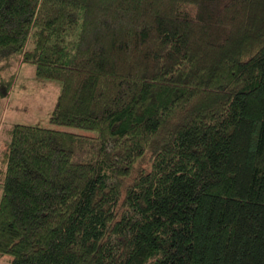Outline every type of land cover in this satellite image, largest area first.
<instances>
[{"label":"trees","instance_id":"trees-1","mask_svg":"<svg viewBox=\"0 0 264 264\" xmlns=\"http://www.w3.org/2000/svg\"><path fill=\"white\" fill-rule=\"evenodd\" d=\"M22 64L64 130L9 128L0 256L264 264V0H0Z\"/></svg>","mask_w":264,"mask_h":264},{"label":"rangeland","instance_id":"rangeland-1","mask_svg":"<svg viewBox=\"0 0 264 264\" xmlns=\"http://www.w3.org/2000/svg\"><path fill=\"white\" fill-rule=\"evenodd\" d=\"M59 91L58 82L36 79L32 65L14 67L13 85L8 96L0 99V160L2 151L6 149L8 130L14 124L64 130L52 125L49 120ZM75 132L87 134L78 130ZM11 261L10 256H0V264H10Z\"/></svg>","mask_w":264,"mask_h":264}]
</instances>
